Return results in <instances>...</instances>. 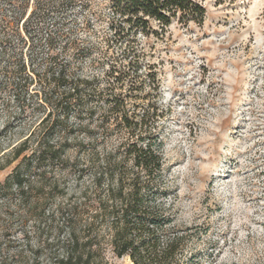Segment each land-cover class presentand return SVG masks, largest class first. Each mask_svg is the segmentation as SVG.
<instances>
[{
    "label": "rangeland",
    "instance_id": "374dc122",
    "mask_svg": "<svg viewBox=\"0 0 264 264\" xmlns=\"http://www.w3.org/2000/svg\"><path fill=\"white\" fill-rule=\"evenodd\" d=\"M199 1L206 9L203 24L175 22L165 35L139 37L145 63L160 81L163 117L157 131L169 187L166 203L182 229L176 232L186 233L182 264H264V0ZM33 4L0 0V44L4 32L23 29ZM104 4L81 0L54 10L40 33L18 34L14 44L24 46L28 63L37 59L42 72L44 59L64 45L83 47L109 32L100 13ZM73 69L95 71L85 60ZM5 84L1 74L0 184L16 164L15 149L29 136L28 144L34 141L48 112L36 97L17 98ZM70 133L50 141H75ZM53 169L55 195L38 202L51 209L67 201L61 193L68 196L75 188L73 174ZM25 209L14 198H0V261L21 251L28 264H46L43 241L55 231H47L36 215L41 208L32 214ZM104 256L106 264H133L128 257H114L110 247Z\"/></svg>",
    "mask_w": 264,
    "mask_h": 264
},
{
    "label": "trees",
    "instance_id": "16d2710c",
    "mask_svg": "<svg viewBox=\"0 0 264 264\" xmlns=\"http://www.w3.org/2000/svg\"><path fill=\"white\" fill-rule=\"evenodd\" d=\"M80 1L34 0L23 29L2 34L5 85L17 98L24 93L36 97L48 112L34 141L28 144L29 136L15 149L16 164L0 184V198L18 200L27 214L42 209L36 215L47 231H55L43 241L46 264H106L105 247L133 264H182L186 233L176 232L182 229L168 211L163 141L157 131L163 117L160 81L145 63L139 37L165 35L175 22L201 25L206 9L199 0H105L100 13L109 32L83 47L64 45L61 53L44 59L40 72L41 63L32 58L28 63L24 46L14 39L40 33L51 13ZM82 60L95 71L74 70ZM68 132L75 141H50L60 133L68 139ZM53 167L73 174L75 188L68 196L61 193L67 201L51 209L38 202L55 195ZM21 254L16 251L10 261L0 262L28 264Z\"/></svg>",
    "mask_w": 264,
    "mask_h": 264
}]
</instances>
